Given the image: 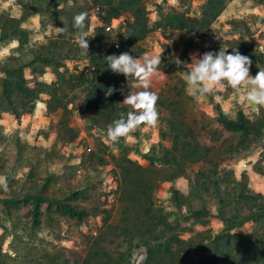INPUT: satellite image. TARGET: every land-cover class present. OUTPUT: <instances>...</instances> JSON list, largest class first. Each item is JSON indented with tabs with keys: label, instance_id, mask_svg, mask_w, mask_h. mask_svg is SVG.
<instances>
[{
	"label": "rangeland",
	"instance_id": "374dc122",
	"mask_svg": "<svg viewBox=\"0 0 264 264\" xmlns=\"http://www.w3.org/2000/svg\"><path fill=\"white\" fill-rule=\"evenodd\" d=\"M77 1L82 2V0ZM184 2L187 15L190 18H204L202 26L209 30L207 36L193 38L194 46L190 47L193 54L217 51L216 47H227L224 41L237 40L244 48H247V54H244V50H237L252 61L250 73L255 75L260 69H264V4L257 3L255 0H226L224 8L216 13L204 5V0H185ZM68 3L70 1H67ZM177 5L178 0H145L149 23L156 20L161 9L167 10ZM91 9L89 6L87 29L90 34L89 44L96 51L104 50L110 42L115 40L120 44V27L111 31L103 29L99 33L95 28L103 24L99 14L92 13ZM1 10L4 9L0 7V12ZM56 25L55 21L52 25L47 24L44 28H40L37 33L29 31L27 45L21 50L13 41L14 38H1L0 63L4 64L6 61L8 65L12 59H19L21 62L27 61L29 57L33 58L39 46L38 42H44V37L56 34ZM43 31H46V34H42ZM73 37L78 39L76 34H73ZM8 39L13 40L8 41ZM188 39V36L182 32L162 33L160 29H154L138 43L139 53L135 56L142 57L146 52L150 54L162 52V63L158 68L159 76L153 78L151 90L158 92L172 85L179 87L182 81L183 92L187 97L179 100L177 109L182 110L187 121L191 122L196 111L203 112L208 118H212L214 112L208 96L216 102L217 100L214 95L203 96L197 100L186 94L184 76L189 70L186 63L188 60L191 62V57L186 53L184 57L180 52ZM10 42H12L11 45ZM29 50L30 54H28ZM177 59L183 61L184 67L177 65ZM84 63L85 60H62L63 66L68 69L83 66ZM40 66V62H35L34 68L28 69L29 74L25 79L31 81L29 83L31 86H34L35 80H40L39 78H43L44 75L49 79L54 77L51 73L52 65L43 66L42 72L38 70ZM255 68L258 71L254 72ZM0 76H2L1 72ZM135 83L134 80H125L122 83L121 101L130 90H138L133 87ZM218 95L222 97L221 104L225 109L223 112L229 118H233L236 112L241 110L248 119L253 120L260 111L264 110V107L244 103L231 88H225ZM77 96L80 95L77 94ZM165 97H167L165 106H168L172 96ZM45 99L46 96L41 94L34 108L18 118L6 111L7 108L3 109L0 104V176L7 178V190L0 187V259L2 260L0 264L32 263L38 257V249H48L56 243L71 250L75 257H80L90 237L94 236L101 226L102 214H90L80 220L70 219L56 209V201L97 206L106 210L105 214L109 215V222H116L118 220L116 188L119 182L120 161L125 156L139 164L136 155H131V148H135L138 153L146 150L150 153L154 150L157 155L158 144L162 143L158 134L149 136L144 133L141 136V128H139L135 131H138L139 135L133 136L135 132L131 133L127 139H124V144L119 146L105 144L101 135L98 136L88 126L87 120L77 113L75 108L79 101L77 97L73 103L75 106L71 104L67 106L69 108L66 117L67 127L74 135V138L67 142L65 137L69 131L67 133L65 128L57 124L61 117V110L46 112L42 105ZM206 105L210 106L209 114L204 110ZM173 106L163 107V113L170 111ZM16 108L18 109V106ZM157 108L159 109L158 105ZM194 120L196 136L206 149L210 161L185 166L183 176L175 180H169L171 171L164 165L151 167L154 172L151 183L152 196L166 211L167 226L163 227L162 234L168 236L176 233L182 240L192 244L191 251L185 255L180 264H198L202 258L208 257L212 236L220 233L225 226V220L218 217L215 207L218 198H225L227 193L233 196L234 190L230 186L226 187L228 186L226 182L218 181L217 185L210 182V178L218 180L223 172L229 173L225 176L227 179H223H229L230 182V179L234 177L245 182L246 185V192L235 195L236 202H239L243 208V221L230 232L244 235L263 233L264 239V223L257 229L258 224L254 223V218L250 215L251 212L264 209V200L255 195L260 193L264 197V187L257 185L259 179L264 182V177L256 172L257 168L264 167V128L255 137V141L247 143L246 136L231 134L221 129L212 120L203 119L202 121L198 117ZM157 124L159 126L162 124L159 119ZM163 143L168 146V142ZM141 165L150 168L145 159ZM248 170L259 178L253 180L252 187L248 186L246 175ZM202 181L208 185V191L200 185ZM215 188H218L219 196L214 193ZM174 190L181 193L184 198L175 199L177 195ZM35 191L42 192L45 197L39 204L36 219L33 218L31 202L23 200V194ZM77 192H84L85 195H79ZM3 199L7 201L4 202ZM202 206L209 211L204 217L207 220L205 224L194 222L200 217H194L191 214ZM110 231L115 232V230ZM103 244L109 250L121 252L122 261L119 264H142L143 262L145 251L137 244L136 239L127 243L122 235L110 234L106 236ZM125 254L127 257H124ZM71 258L69 257L66 264H74ZM37 264L64 263L61 260L39 261L38 259ZM214 264L221 263L216 261ZM254 264H264V249L260 259Z\"/></svg>",
	"mask_w": 264,
	"mask_h": 264
},
{
	"label": "trees",
	"instance_id": "16d2710c",
	"mask_svg": "<svg viewBox=\"0 0 264 264\" xmlns=\"http://www.w3.org/2000/svg\"><path fill=\"white\" fill-rule=\"evenodd\" d=\"M20 5L21 14L18 18H13L4 10L0 12V39L14 38L19 50L24 48L28 41L29 32L21 27V24L33 13L38 15L39 26L52 25L56 21L57 27H64L66 31L62 35L53 34L44 37V42H38L39 46L27 61L19 62V59H12L9 64L5 61L0 63V104L2 108L18 118L23 113H29L35 105L41 94L46 96L44 107L46 112H52L56 109L61 110V117L57 124L65 128L66 141L74 138L72 130L67 127V114L69 104L74 105V99H79L75 108L77 113L87 120L88 126L93 129L98 136L106 130L107 126L118 118L120 112H127L129 109L120 107V86L126 80L123 75L115 74L107 68L105 57L111 54H120L129 52L135 56L138 51V43L142 41L152 30L160 29L165 31H178L188 36L184 43L181 54L184 55L188 48L194 46V37H205L209 33L207 28L202 26L204 18H190L186 11L185 0H178L177 7H169L167 10H160L156 20L149 23L147 12L145 10V0H13ZM67 1L70 3L67 4ZM257 3L264 4V0H255ZM226 0H204V5L211 11L219 13L225 5ZM90 8L97 6L99 18L102 24H108L111 18L124 15V24L121 30V43L119 48H114L112 43L102 51H96L89 44V54L82 55L81 49L75 43L73 34L78 35L79 31L73 27V17L80 12H87ZM89 14L86 24L89 27ZM103 25L95 28L99 33L103 31ZM87 27V29H88ZM248 33V32H247ZM227 44V51L232 52L234 48L244 50L247 54V48H244L237 40L224 41ZM221 47H216L217 51ZM30 54V50L28 51ZM185 59V58H184ZM62 60L79 61L85 60L83 66H75L68 69L63 66ZM35 62H40L38 70L43 71V66L52 65L51 73L54 79L51 83H45L41 80H35L34 86H31L30 80L25 79L22 70L25 67H33ZM42 67V68H41ZM34 68V67H33ZM169 71V69H166ZM258 71L257 68L254 72ZM132 81V80H130ZM109 87L116 89L111 95L106 96V90ZM79 94L80 96H77ZM159 100V120L162 123L159 126V138L162 143L158 144V154L156 151L149 150L140 155L147 162V166H142L123 156L120 161L119 182L116 188V204L118 207V220L109 222V215L106 210L97 206H84L64 201H56V209L70 219L80 220L90 214H102V224L97 233L90 237L83 254L75 257V254L57 243L48 249H38V257L29 264H37L39 261H60L66 264L71 258L74 264H119L122 261V254L119 250H109L104 243L106 236L113 234L122 235L123 240L131 243L133 239L142 246L145 251L142 264H180L185 255L191 251L192 244L184 241L176 233L165 236L163 227L167 226L165 220L166 211L162 206L156 203L152 196V178L154 172L151 167L164 165L170 169L169 180L183 176L184 168L187 165L199 162H209V156L206 149L200 143L196 136L193 122L195 117L199 119L212 120L220 126L221 129L231 133L244 135L247 143L256 140V136L264 128V110L260 111L255 119H248L241 110H238L233 118H229L221 109L218 102L208 96V101L214 112L212 118L200 111L194 113L191 122L187 121L182 110H178L179 100L187 97L183 92V82L179 87H171L157 92ZM166 95H171L168 106L174 105L170 111L163 113ZM18 106V109L16 108ZM264 109V108H263ZM197 131V130H196ZM135 132L133 136H138ZM254 136V137H253ZM124 144V139H121ZM163 142H168V146ZM135 149V148H134ZM216 167V165H213ZM211 171V170H210ZM256 172L264 177V167L257 168ZM229 173L220 175L218 180L210 178L214 185L218 181L226 182L232 187V194H226L225 198H218L215 207L216 214L225 220V226L222 231L212 236L210 241V251L208 257H204L198 264H214L219 261L221 264H254L261 257L263 252L264 239L263 233L244 235L243 233L230 232L236 225L243 221V208L239 202H236V193L246 192L245 182L232 177L227 179ZM226 178V179H223ZM205 191H208V185L202 181L201 184ZM84 196V192H77ZM177 198L184 196L177 190H174ZM214 193L219 196L218 188ZM230 195V196H228ZM258 197H264L260 193L255 194ZM42 192L35 191L30 194H23L24 201H30L33 211V218L38 215L39 204L45 197ZM6 202L7 200H4ZM17 203L15 200H13ZM6 205V203H5ZM164 212V214H163ZM206 207L194 210L191 214L196 218L194 222L205 224L204 219L208 214ZM254 218V223L258 224L256 228L264 223V209L250 213ZM203 217V219H202ZM36 219V218H35ZM34 219V220H35ZM255 228V226H254ZM110 230H115L112 232ZM111 242V240H110ZM129 253V252H128ZM121 254V256H120ZM124 257H127L125 254ZM1 260V259H0ZM2 262V260H1ZM3 264V263H1Z\"/></svg>",
	"mask_w": 264,
	"mask_h": 264
},
{
	"label": "clouds",
	"instance_id": "9594fccd",
	"mask_svg": "<svg viewBox=\"0 0 264 264\" xmlns=\"http://www.w3.org/2000/svg\"><path fill=\"white\" fill-rule=\"evenodd\" d=\"M87 18V12L77 13L73 17V27L79 31L75 43L81 49L82 55L89 54L90 34L87 32ZM55 29L57 35H62L66 31L64 27H55ZM227 49L221 47L218 51L193 54L189 63L190 68L184 76L186 94L197 100L203 96L214 95L217 102H220L222 97L218 93L225 88H231L244 103L264 107V69L252 75L250 58L241 54L236 48L232 52H228ZM161 53L146 52L142 57H136L125 51L104 58L108 69L115 74H122L127 81L134 80L136 83L133 87L138 89L130 90L124 95L122 102H119L120 107L129 110L120 112L118 118L101 132L105 144L119 143L121 139H126L142 126L157 125L159 96L157 92L151 90V86L153 78L159 76ZM176 63L184 67L183 61L177 59ZM114 91L115 88L109 87L105 94L109 96ZM0 187L7 190L5 176H0Z\"/></svg>",
	"mask_w": 264,
	"mask_h": 264
},
{
	"label": "crops",
	"instance_id": "0c3cea01",
	"mask_svg": "<svg viewBox=\"0 0 264 264\" xmlns=\"http://www.w3.org/2000/svg\"><path fill=\"white\" fill-rule=\"evenodd\" d=\"M0 7L3 8L4 11H6L10 17L18 18L20 16V14H21L20 5L18 3H16L15 1H13V0H0ZM21 27L25 28L28 32L31 31L33 33H37V31H39V29H40L38 15L36 13L31 14L21 24ZM42 34H46V31H43ZM9 40H13V39H8V41ZM13 41L17 44L16 40H13ZM11 43L12 42H10V45H11ZM3 46H4V44H3ZM187 51H186V55L190 56L191 59H192L193 51L191 50V48H188ZM203 53H204L203 51L200 52V54H203ZM189 63H190V60L187 61L186 65L190 68V64ZM29 68L30 67L23 68L22 74H23L24 78H27V76L29 74V71H28ZM43 78H44V80H43ZM43 78H39V79L40 80H43L45 83H48V81H52L54 79V77L53 78H50V79L49 78H46L45 75H44ZM45 78H46V80H45ZM218 103H219L221 109L223 111H225L224 107L221 104V101L218 102ZM42 105L44 107V104L43 103H42ZM44 109H45V107H44ZM204 110L206 111L207 114H209L211 112L210 106H208V105H206V107L204 108ZM140 160H142V161H140ZM137 161H139V164L141 165L144 162V159L138 158ZM250 171L251 170H248L246 172V175H247V180H248V186L249 187H252L253 180H257L259 178L257 177L256 174H254V173H252ZM261 181L262 180L259 179V182L258 183L256 182V183H257V185L264 187V182H261ZM256 183H255V185H256ZM253 186H254V183H253Z\"/></svg>",
	"mask_w": 264,
	"mask_h": 264
},
{
	"label": "built area",
	"instance_id": "2783aa9c",
	"mask_svg": "<svg viewBox=\"0 0 264 264\" xmlns=\"http://www.w3.org/2000/svg\"><path fill=\"white\" fill-rule=\"evenodd\" d=\"M99 9L97 6H94L92 7L91 9V12L92 13H98ZM124 18L125 16L124 15H120L116 18H111L110 21L108 22V24H106L103 28L106 30V31H111V30H114V29H117L120 27V29L122 28V24H124ZM122 30V29H121ZM112 43L113 47L114 48H119L120 44L115 40V41H112L110 42V44ZM118 55V54H117ZM159 132V125L157 124L155 127H149V126H142L141 127V132H140V135L142 136L144 133L149 135V136H155L157 135ZM122 142L120 141L119 143H116L115 145L116 146H119L121 145ZM131 152V155H136V158H140V155L143 154V153H146L148 150L142 152V153H138L135 151L134 148H131L130 150ZM129 157V156H128ZM130 158V157H129Z\"/></svg>",
	"mask_w": 264,
	"mask_h": 264
}]
</instances>
